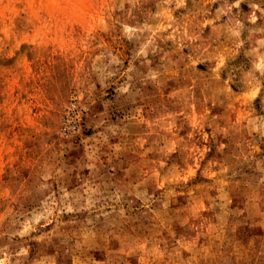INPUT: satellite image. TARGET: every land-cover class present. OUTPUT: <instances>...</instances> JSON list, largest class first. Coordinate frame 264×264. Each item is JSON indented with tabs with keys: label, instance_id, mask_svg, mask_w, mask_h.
Returning <instances> with one entry per match:
<instances>
[{
	"label": "rangeland",
	"instance_id": "obj_1",
	"mask_svg": "<svg viewBox=\"0 0 264 264\" xmlns=\"http://www.w3.org/2000/svg\"><path fill=\"white\" fill-rule=\"evenodd\" d=\"M0 264H264V0H0Z\"/></svg>",
	"mask_w": 264,
	"mask_h": 264
}]
</instances>
